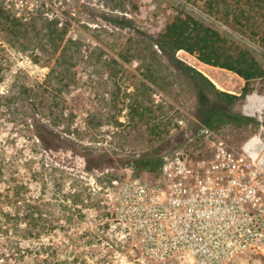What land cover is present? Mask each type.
I'll return each mask as SVG.
<instances>
[{"label":"rangeland","instance_id":"1","mask_svg":"<svg viewBox=\"0 0 264 264\" xmlns=\"http://www.w3.org/2000/svg\"><path fill=\"white\" fill-rule=\"evenodd\" d=\"M127 1L130 4L125 7L130 8L129 12L113 10L111 7L116 4L109 0H0L4 5L13 3L22 12L37 7L49 17L70 24L71 35L83 39L91 49L105 55L103 64H86L79 68L80 79L66 89L58 85L56 72L52 78L48 77L53 62L48 65L43 52L34 47L25 52L8 44L0 47V157L14 155L25 161L35 156L32 169H40L50 183L46 186L42 182L32 183L34 193L39 189L53 191L56 195L71 191V203L76 201V194L90 196L88 202L87 199L83 204L77 202V207L83 209V219L77 218V213L71 209V264H116L114 261L123 252L131 253L132 258L138 257L137 251H129L132 238H123L122 229L111 220L109 194L126 180L154 181L159 171H136L124 165V161L152 152L162 160L163 156L189 140L198 147L207 145L197 138L198 124L204 123L196 116L198 104L191 82L176 69L163 67L152 58L150 46L166 23L178 12L190 14L247 48L264 68L262 46L233 31L198 6L182 0ZM134 5L137 10L132 8ZM153 49L158 51L156 45ZM118 53L126 55L129 60L123 62ZM112 57L117 62H113ZM175 57L202 73L218 90L237 96L242 94L245 81L237 74L201 63L196 56L184 51L176 52ZM147 70L152 71L155 82L143 79ZM141 80L146 82L149 90L141 89ZM257 81L258 85L252 82V89L264 90V76ZM42 84L44 87L39 89V96L28 98L23 94L24 88ZM118 98L125 103L120 112ZM134 98L149 111L148 125L138 117L131 118L125 105ZM242 100L229 112L244 117L240 111ZM52 101L58 102L54 111L48 108ZM100 107L103 113L101 124L95 125L99 120L95 109ZM116 119L121 125H114ZM37 125H47L62 132L71 143L90 147L95 154L104 155L102 171L85 173V164L80 158L62 151L37 154L40 150L34 145L30 132L31 127ZM153 125L160 127L161 140L150 134L149 128ZM206 126L217 136L238 144L254 132L256 123L250 119L248 123L218 122L212 128ZM107 157H113L115 164ZM19 173L25 178L29 175L24 169ZM88 184L91 190L87 191ZM77 244L81 246L78 248ZM240 262L260 264L252 258L235 264ZM0 264L7 263L0 258ZM144 264L182 263L145 261Z\"/></svg>","mask_w":264,"mask_h":264},{"label":"trees","instance_id":"2","mask_svg":"<svg viewBox=\"0 0 264 264\" xmlns=\"http://www.w3.org/2000/svg\"><path fill=\"white\" fill-rule=\"evenodd\" d=\"M109 1L116 4L112 5L113 10L130 11V8L125 7L130 4L127 0ZM182 1L202 8L209 16L264 48V0ZM132 8L137 10L135 5ZM3 44L20 52H25L30 47L43 52L47 56V64L53 62L48 77L52 78L56 72L58 85L66 89L78 82V71L83 65L105 62L103 52L91 49L83 39L70 34V24L49 17L37 7L22 12L13 3H0V47ZM153 45H156L158 51L153 49ZM153 45L150 47L152 58L156 62L163 67L176 69L191 82L198 104L196 116L201 122L211 128L218 122H249V118L229 112L231 107L252 90V82L264 76V68L247 48L183 12H178L166 23L154 39ZM178 51L194 55L206 65L237 74L245 81L242 94L237 96L218 90L202 73L181 63L175 57ZM117 56L123 62L129 60L124 54L118 53ZM112 61L117 62L113 57ZM143 77L146 82H155L151 70H147ZM145 81L141 80V89L149 90ZM43 87L44 84L24 88L23 94L28 98L39 96V89ZM39 102L45 105L43 101ZM124 104L117 99L119 112ZM57 106L58 102L52 101L48 108L54 111ZM125 106L129 108L132 119L138 117L148 125L149 111L142 107L140 100L134 98ZM101 112L102 107L95 109L99 119L95 125L101 124ZM114 122L116 126L121 125L119 119ZM30 132L34 145L40 150L37 154L62 151L80 158L85 164V173L102 171L105 156L95 154L90 147L71 143L62 132L47 125L31 127ZM149 132L157 140L162 139L163 133L159 126L153 125ZM34 157L32 155L25 161H20L14 155L0 157V258L7 264H71V209L77 213V218L83 219V209L77 206L78 203L83 204V200L87 199L88 202L90 196L81 197L80 193L76 194V201L71 203V191L56 195L53 191L39 189L34 193L32 183L42 182L45 186L50 183L47 177H43L40 169H32ZM107 160L115 164L113 157H107ZM161 163L162 160L155 152L129 157L123 162L136 171H159ZM20 169L26 170L28 177L20 175ZM57 188L60 190L59 185ZM85 190H91L89 184ZM80 246L76 245L78 248Z\"/></svg>","mask_w":264,"mask_h":264},{"label":"built area","instance_id":"3","mask_svg":"<svg viewBox=\"0 0 264 264\" xmlns=\"http://www.w3.org/2000/svg\"><path fill=\"white\" fill-rule=\"evenodd\" d=\"M240 111L256 123L240 143L200 123L206 147L186 141L163 156L156 180H126L109 194L111 220L138 254L116 264H264V90L247 92Z\"/></svg>","mask_w":264,"mask_h":264}]
</instances>
